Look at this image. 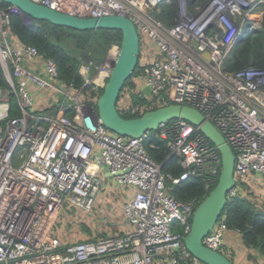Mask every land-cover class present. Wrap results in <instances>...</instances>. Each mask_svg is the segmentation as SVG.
<instances>
[{"label":"built area","instance_id":"2783aa9c","mask_svg":"<svg viewBox=\"0 0 264 264\" xmlns=\"http://www.w3.org/2000/svg\"><path fill=\"white\" fill-rule=\"evenodd\" d=\"M33 1L79 17L118 14L132 20L145 61L123 87L119 102L124 89L136 90L148 100L136 109L182 103L205 114L235 153V185L228 199L242 195L250 176L264 180V68L225 69L235 45L259 29L261 23L252 15L264 0H208L192 10L187 0ZM171 2L176 12L170 26L160 15L163 4ZM10 7L0 2V64L20 114L8 117L9 106L0 118L5 121L0 127V264H207L184 241L198 199L178 200L169 192L166 180L171 176L145 142L155 134L167 141L171 155L181 158L184 171L174 183L201 176L207 188L222 168L217 147L198 125L180 117L138 137L110 130L90 100L96 103L120 45L113 43L101 61L82 59L78 70L84 84L77 87L60 77L54 58L15 39L11 14L17 13L26 26L34 18ZM143 82L149 95L141 91ZM32 86L45 92L46 107L38 109ZM128 105L119 103L121 110ZM93 166L106 168L130 187L133 194L124 212L132 227L66 241L53 234V225L65 208L91 211L102 185ZM226 219L222 212L202 239L225 255L226 232L242 235Z\"/></svg>","mask_w":264,"mask_h":264},{"label":"trees","instance_id":"16d2710c","mask_svg":"<svg viewBox=\"0 0 264 264\" xmlns=\"http://www.w3.org/2000/svg\"><path fill=\"white\" fill-rule=\"evenodd\" d=\"M207 1L187 0V3L192 10L196 4H204ZM0 2L5 8L11 6L10 3L3 0H0ZM262 5L264 9V2ZM175 12L176 6L174 2L165 3L163 4V12L160 18L166 25L171 26L175 24ZM11 32L18 42L35 45L44 56L54 58L59 67L60 77L66 82H73L77 87L84 84V78L78 70L81 60L93 58L96 61H101L111 45L113 43L120 45L122 40V31L113 28L79 30L57 25L45 19L35 18L32 24L26 26L22 23L17 13L11 14ZM71 49L78 51V55L71 54ZM250 65L264 68V18L259 29L254 32L248 31L235 45L225 61V69L228 71H236ZM139 68L140 65L138 64L132 76L137 74ZM131 77L125 85L130 82ZM0 87L6 89L10 87L3 74L1 64ZM102 90L103 88L99 90V95ZM85 91L90 96L94 94V91H91L89 87H86ZM130 92H132V102L124 108L125 113L122 110L120 111L123 116H140L146 110L158 107L157 105H152L143 111L136 109L137 105H144L148 100L136 90ZM8 102L10 104L8 115L11 112L8 117L19 115L20 110L13 91L9 94ZM68 112L70 113L69 110ZM4 123L5 121L0 120V126L4 125ZM151 143L155 146L151 147ZM145 145L151 157L162 164V171L171 176L166 180V185L169 192L178 200L197 198L198 203H200L216 185L218 178L214 184H211L210 188H207L205 179L201 176L189 177L174 183L173 178L180 177L184 171L181 158L178 155H171L167 141L155 134L150 135ZM247 186L249 187V185ZM223 213L227 215L226 220L229 228H241L244 244L247 247L255 248L264 256V210L257 209L256 205L247 196L238 194L228 199ZM87 230L90 231L89 229Z\"/></svg>","mask_w":264,"mask_h":264},{"label":"water","instance_id":"95a60500","mask_svg":"<svg viewBox=\"0 0 264 264\" xmlns=\"http://www.w3.org/2000/svg\"><path fill=\"white\" fill-rule=\"evenodd\" d=\"M3 1L35 19H45L57 25L79 30L113 28L122 31V40L112 71L96 102L98 115L110 130L134 137L141 136L150 129L156 130L160 123L172 118H185L200 127L220 152L222 168L216 185L197 206L191 230L184 241L187 248L207 264H235L227 255L206 246L202 241L222 214L228 201L227 193L235 185V153L223 133L199 109L188 104L172 103L159 106L136 117H125L118 110L117 102L122 89L139 63L140 37L134 22L118 14L79 17L54 10L33 0ZM141 91L145 95L151 92L147 85H144ZM8 96V90L0 87V118L7 115L10 104L5 99Z\"/></svg>","mask_w":264,"mask_h":264},{"label":"rangeland","instance_id":"374dc122","mask_svg":"<svg viewBox=\"0 0 264 264\" xmlns=\"http://www.w3.org/2000/svg\"><path fill=\"white\" fill-rule=\"evenodd\" d=\"M10 8L12 10L15 9L14 6H11ZM253 13V18H259L261 23L262 19L264 18L263 5H259L253 11ZM70 52L71 54L78 55V51H74L71 49ZM143 61H145V56L143 54H140L138 64H141ZM144 84L145 82H143V85ZM7 90L9 94L12 93L10 87L7 88ZM124 93L125 95L122 96L121 102H119L121 96H119L117 102L119 111H121L119 103L120 106H122L123 104L126 106L132 102V92H130V90L124 89ZM94 100L95 98L90 100V102L97 110ZM139 109L142 110V108ZM122 112L125 113L124 108H122ZM10 114L11 112L9 113V115ZM92 170L95 171L100 176L99 178L102 180V185L98 192V195H100V197H98L97 203L94 208L89 212H83L81 209H77L75 207L69 209L65 208L52 228L53 234L61 237L64 240L67 239V236H70L71 240L74 241H80L82 239H87L90 237H105L107 235L121 233L122 231L127 229V226H129L124 212V203L133 194V192L130 190V187L127 185H121V188H123L124 190H120V187L115 183V178L113 176L106 177L104 172L97 166H93ZM255 176V184H253L252 187L249 186L250 188L248 186L245 187L242 196H247V198L256 205L257 209L264 210V180L261 179L258 175ZM108 180H110L109 182L112 183H107L106 181ZM125 190H129L127 194ZM87 229H89L90 232H88ZM225 253L234 262L232 253Z\"/></svg>","mask_w":264,"mask_h":264},{"label":"crops","instance_id":"0c3cea01","mask_svg":"<svg viewBox=\"0 0 264 264\" xmlns=\"http://www.w3.org/2000/svg\"><path fill=\"white\" fill-rule=\"evenodd\" d=\"M253 20L260 22V19L259 18H256V19L253 18ZM32 88H33V91H34L35 95L38 98V102L40 103V105L37 106L38 109H42L43 107H46L45 97H44L46 95V94H44L45 92H42L36 86H32ZM100 170H102L104 172V174L106 175V177L107 176H113L112 174L109 173V171L106 168H100ZM255 178H256L255 175H252V176H250L248 178V182L247 183H248V185L250 187H252L253 184H255V181H254ZM109 181L110 180H108L106 182L107 183H112V182H109ZM115 183L117 184V186L120 187L119 188L120 190L121 189L124 190L123 188H121V185H123V184L117 182L116 181V178H115ZM103 184H104V182H103ZM128 191L129 190H125L126 194L128 193ZM98 197H100V195L97 194V196H96V198L94 200L92 209L96 205L97 200H98ZM131 227L132 226L129 223V226H127V229L124 230V231H122L121 233H125V231L129 230ZM88 232H90V231H88ZM65 240L66 241L67 240H71V237L70 236H67V239H65ZM225 240H226V244H227L226 245V248L229 250V252L232 253V255H233L232 257L234 259L235 264H264V256L261 255L258 252V250H256L255 248H253V247H247L244 244V242H243V239H242V235L241 234L235 233L234 231H232V230L229 229L226 232Z\"/></svg>","mask_w":264,"mask_h":264},{"label":"bare ground","instance_id":"6f19581e","mask_svg":"<svg viewBox=\"0 0 264 264\" xmlns=\"http://www.w3.org/2000/svg\"><path fill=\"white\" fill-rule=\"evenodd\" d=\"M252 18H253V16H252Z\"/></svg>","mask_w":264,"mask_h":264},{"label":"clouds","instance_id":"9594fccd","mask_svg":"<svg viewBox=\"0 0 264 264\" xmlns=\"http://www.w3.org/2000/svg\"><path fill=\"white\" fill-rule=\"evenodd\" d=\"M99 97V96H98ZM97 102V101H96Z\"/></svg>","mask_w":264,"mask_h":264}]
</instances>
